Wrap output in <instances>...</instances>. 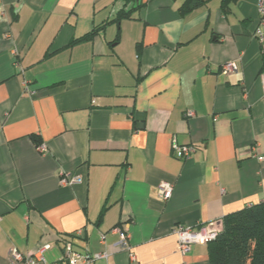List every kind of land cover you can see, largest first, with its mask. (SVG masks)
Listing matches in <instances>:
<instances>
[{"label": "crops", "instance_id": "crops-1", "mask_svg": "<svg viewBox=\"0 0 264 264\" xmlns=\"http://www.w3.org/2000/svg\"><path fill=\"white\" fill-rule=\"evenodd\" d=\"M182 1L0 0V264L46 246L56 262L63 240L106 254L92 264H129L114 228L137 264H209L207 244L177 251L173 227L264 203L258 0L184 17ZM172 139L196 148L189 160Z\"/></svg>", "mask_w": 264, "mask_h": 264}, {"label": "built area", "instance_id": "built-area-1", "mask_svg": "<svg viewBox=\"0 0 264 264\" xmlns=\"http://www.w3.org/2000/svg\"><path fill=\"white\" fill-rule=\"evenodd\" d=\"M258 10V22L253 32V37L260 47V53L264 57V0L257 1ZM18 66V62H14ZM220 74L227 76L235 73L237 67L234 63H227L220 67ZM259 80L264 88V67L259 75ZM192 111H187L184 115L186 119L194 118ZM39 152H44L43 146H37ZM196 148L192 145H180L175 139L171 141V152L180 160H189L195 153ZM80 177L73 176L71 174L60 175V185L64 187H70L73 185L81 184ZM173 187L171 184L163 182L158 186V199L161 202L168 201L172 196ZM222 231V222H214L209 225L199 226L197 228H191L183 225H176L172 229V233L177 238V251L181 255H186L190 252L191 248L195 245H204L214 240ZM112 233L119 235L117 246L121 251L126 252L129 264H137L136 256L132 253L129 244L128 234L118 228L112 229ZM103 239V236L101 237ZM49 247H43L39 249L33 255H23L16 249H11L8 255V264H92L95 260L106 259V254L88 255L81 253L74 249L71 241H62V253L63 256L56 262H47L43 253L48 250Z\"/></svg>", "mask_w": 264, "mask_h": 264}, {"label": "trees", "instance_id": "trees-1", "mask_svg": "<svg viewBox=\"0 0 264 264\" xmlns=\"http://www.w3.org/2000/svg\"><path fill=\"white\" fill-rule=\"evenodd\" d=\"M204 4V0H183L178 12L184 17ZM127 14L119 12L114 21ZM31 138L38 146L36 138ZM221 222V233L207 243L209 264H264V203L230 214Z\"/></svg>", "mask_w": 264, "mask_h": 264}, {"label": "rangeland", "instance_id": "rangeland-1", "mask_svg": "<svg viewBox=\"0 0 264 264\" xmlns=\"http://www.w3.org/2000/svg\"><path fill=\"white\" fill-rule=\"evenodd\" d=\"M227 64V63H226ZM225 65V64H224ZM223 66V65H222ZM47 258V257H46ZM47 260H48V258H47Z\"/></svg>", "mask_w": 264, "mask_h": 264}]
</instances>
